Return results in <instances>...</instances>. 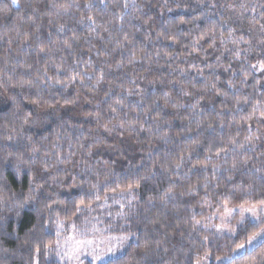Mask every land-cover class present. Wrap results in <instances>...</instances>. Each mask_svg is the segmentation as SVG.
I'll return each instance as SVG.
<instances>
[{"label":"trees","instance_id":"1","mask_svg":"<svg viewBox=\"0 0 264 264\" xmlns=\"http://www.w3.org/2000/svg\"><path fill=\"white\" fill-rule=\"evenodd\" d=\"M1 106L0 151L72 165L98 121L125 127L102 131L121 150L93 152L106 167L35 201L13 203L32 177L10 158L0 264H61L60 229L105 217L130 243L104 264H216L264 230L209 221L264 206V0H0ZM223 264H264V240Z\"/></svg>","mask_w":264,"mask_h":264},{"label":"rangeland","instance_id":"2","mask_svg":"<svg viewBox=\"0 0 264 264\" xmlns=\"http://www.w3.org/2000/svg\"><path fill=\"white\" fill-rule=\"evenodd\" d=\"M13 5L17 6L18 2ZM3 106L0 107V109ZM109 217L93 223H82L79 227L67 224L59 231L61 239L59 262L61 264H104L108 260L119 257L126 252L130 237L119 234L115 223L108 222ZM264 219V206L226 207L209 219L210 226L220 234H233L237 227L246 220L260 225ZM118 232V233H117ZM264 240V230L260 231L249 242L235 250L231 256L217 260L223 264L241 256L255 248ZM197 264H210L208 256L203 257Z\"/></svg>","mask_w":264,"mask_h":264},{"label":"clouds","instance_id":"3","mask_svg":"<svg viewBox=\"0 0 264 264\" xmlns=\"http://www.w3.org/2000/svg\"><path fill=\"white\" fill-rule=\"evenodd\" d=\"M238 55L239 52L236 53V56ZM218 66L219 63L217 65H210V67ZM96 83H99V81ZM71 102L75 103V101ZM177 107H183V105H177ZM193 107H195V105ZM49 119H59L58 113H39L33 118L32 122L35 123L37 120L47 121ZM123 127H125V125L119 120L109 121L108 123L98 121L95 129L88 130L89 135L87 139L91 141L90 146L83 149L84 155L75 165L71 164V156L66 159H60L59 157H52L51 153L39 155L41 149L31 144V141L28 145L23 146V152L18 151L17 153H12L0 151V169H3V167L9 163L11 158V162L15 165L18 175L21 171L27 169L29 175L32 177L29 190L26 194L21 193L19 196L16 193L12 194L11 199L13 203L20 204L28 201H35L41 190L44 192H48L49 190L56 192L64 185L66 179L65 173L71 175L74 171L76 176L81 174L89 176L95 175L98 166L101 168L106 167L107 162L99 160L92 161L91 157L94 151H111L113 153L121 151L118 145L108 144L102 131L112 136L118 134V129ZM81 135H83V133H81ZM65 163L69 164L68 168L59 167ZM129 164L131 165L132 161H129ZM73 179L75 180V177Z\"/></svg>","mask_w":264,"mask_h":264},{"label":"snow or ice","instance_id":"4","mask_svg":"<svg viewBox=\"0 0 264 264\" xmlns=\"http://www.w3.org/2000/svg\"><path fill=\"white\" fill-rule=\"evenodd\" d=\"M14 3L18 2V0H13Z\"/></svg>","mask_w":264,"mask_h":264}]
</instances>
